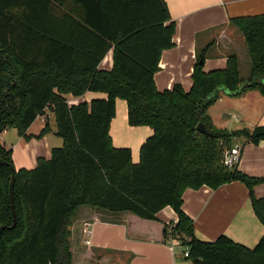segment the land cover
Returning <instances> with one entry per match:
<instances>
[{
  "label": "trees",
  "instance_id": "16d2710c",
  "mask_svg": "<svg viewBox=\"0 0 264 264\" xmlns=\"http://www.w3.org/2000/svg\"><path fill=\"white\" fill-rule=\"evenodd\" d=\"M245 37L251 75L240 77L235 55L224 70L204 72L206 49L193 72V86L160 92L154 75L162 52L174 47L176 23L165 0H0V135L27 131L51 108L41 133L55 129L61 147L34 169L16 171L13 153L0 143V264H75L72 226L83 207L128 213L129 238L175 243L192 264H264V235L254 248L221 235L202 241L184 212L187 189L241 182L264 225V198L253 178L221 163V146L244 136L259 144L264 126L213 131L208 110L220 93H264V14L232 18ZM113 49L110 72L99 66ZM88 91L106 99L69 105L65 95ZM118 99L127 102L128 124L150 127L153 135L133 162L130 148H116L110 129ZM203 123L212 135L197 131ZM15 169V209L10 183ZM171 207L175 225L158 214ZM189 256L185 257V251Z\"/></svg>",
  "mask_w": 264,
  "mask_h": 264
},
{
  "label": "crops",
  "instance_id": "0c3cea01",
  "mask_svg": "<svg viewBox=\"0 0 264 264\" xmlns=\"http://www.w3.org/2000/svg\"><path fill=\"white\" fill-rule=\"evenodd\" d=\"M165 2L176 23V33L173 37L174 47L162 52L159 70L154 75L156 87L160 92L171 90L175 85H181L189 92L193 86L194 68L205 49L204 72L226 69L228 59L235 55L241 79L245 80L242 73L250 72L251 75L252 64L245 37L239 28L231 23V19L264 14V0ZM113 66L111 49L102 60L99 70L110 72ZM65 98L69 105H78L82 102L91 103L96 99H106L107 95L88 91L82 97L69 94L65 95ZM219 99L222 103L223 126L218 127L219 123L214 120L213 112L208 111L214 127L233 132L264 126V93L260 90L253 89L235 96L222 91ZM116 106V117L112 120L110 129L114 146L130 148L133 162L137 164L140 161V149L153 135V130L150 127H131L128 124L126 101L118 99ZM231 116L236 117L238 124L227 120ZM47 118L52 119L49 107L27 131L29 140L20 137L18 131L13 128L0 135V143L13 153L16 171L36 168L40 158L51 159L52 150L57 144H61L55 129L41 136ZM52 134L58 140L51 138ZM232 143L242 147L238 170L253 178H264V140L254 144L240 136L233 138ZM254 192L257 198H264V184L256 186ZM183 200V210L194 221L195 235L199 240L215 241L225 235L236 243L254 248L264 235V225L253 210L249 189L241 182L226 184L216 190L207 186L199 190L187 189ZM158 218L167 225H175L178 221L177 214L171 207L163 209ZM129 219L128 213L81 208L72 226L71 244L75 252V264H184L183 260H179L182 249H179L178 245L173 248L170 243L152 238H129L126 225ZM86 224H90L88 237L83 234ZM86 239L89 240V245L85 243Z\"/></svg>",
  "mask_w": 264,
  "mask_h": 264
},
{
  "label": "built area",
  "instance_id": "2783aa9c",
  "mask_svg": "<svg viewBox=\"0 0 264 264\" xmlns=\"http://www.w3.org/2000/svg\"><path fill=\"white\" fill-rule=\"evenodd\" d=\"M242 156V147L241 145H234L233 147L229 148L225 145L221 146V163L228 169H233L238 167V164L240 162ZM90 224H86L85 228L83 230V233L85 234L86 237L90 235V230H89ZM85 243L89 245V240L86 239ZM170 244L172 245L173 248H177V244L175 243L174 240H170ZM180 249V247H178ZM189 256V251H185V257Z\"/></svg>",
  "mask_w": 264,
  "mask_h": 264
},
{
  "label": "rangeland",
  "instance_id": "374dc122",
  "mask_svg": "<svg viewBox=\"0 0 264 264\" xmlns=\"http://www.w3.org/2000/svg\"><path fill=\"white\" fill-rule=\"evenodd\" d=\"M249 71H250V69H249ZM249 76H250V72H247V74L246 73H242V78L243 79H245V80H247L248 78H249ZM247 77V78H246ZM222 103H221V100L220 99H218V100H216V102L210 107V109L209 110H211L212 112H213V114H214V120L216 121V122H218L219 124L217 125L218 127H220L221 125L223 126V122H221V105ZM208 110V111H209ZM233 115H235V114H233ZM236 117H238L239 118V116H238V114H236ZM236 117H234V116H231V117H228L227 118V120H229L230 122H237L236 124H238V122L239 121H236L235 119H236ZM214 121V122H215ZM226 122H228V121H226ZM218 127H212V129H213V131H217V132H220V131H222V129H220V128H218ZM51 138H53V139H57V137H54V135L52 134L51 136H50ZM58 140V139H57ZM60 141H61V144L58 146V144H57V147H61V145H62V139H60ZM84 234V233H83ZM85 235V234H84ZM83 237H85V236H83ZM84 239V238H83ZM181 257H179V260H183L182 262L184 263V264H191L190 263V261H186L185 259H183V256L182 255H180Z\"/></svg>",
  "mask_w": 264,
  "mask_h": 264
},
{
  "label": "water",
  "instance_id": "95a60500",
  "mask_svg": "<svg viewBox=\"0 0 264 264\" xmlns=\"http://www.w3.org/2000/svg\"><path fill=\"white\" fill-rule=\"evenodd\" d=\"M197 131L201 134H204L206 136H209V135H212L208 132L206 126L203 124V123H200L198 126H197ZM0 165H7L6 162H4L1 158H0ZM13 174H12V179H11V183H10V199H11V206H12V211H13V215H14V224L12 226L15 227L16 224H17V221H16V209H15V182H16V178H15V169L13 168ZM8 228V226H2L0 228V238H1V235L2 233Z\"/></svg>",
  "mask_w": 264,
  "mask_h": 264
}]
</instances>
